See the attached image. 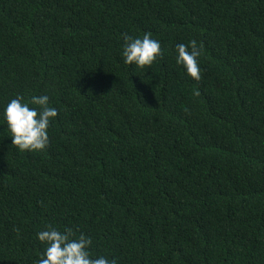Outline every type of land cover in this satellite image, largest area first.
Listing matches in <instances>:
<instances>
[{
	"label": "trees",
	"instance_id": "16d2710c",
	"mask_svg": "<svg viewBox=\"0 0 264 264\" xmlns=\"http://www.w3.org/2000/svg\"><path fill=\"white\" fill-rule=\"evenodd\" d=\"M146 32L165 55L124 65ZM17 94L58 117L22 152L0 116V264L49 224L118 264H264V0H0V113Z\"/></svg>",
	"mask_w": 264,
	"mask_h": 264
},
{
	"label": "clouds",
	"instance_id": "9594fccd",
	"mask_svg": "<svg viewBox=\"0 0 264 264\" xmlns=\"http://www.w3.org/2000/svg\"><path fill=\"white\" fill-rule=\"evenodd\" d=\"M121 59L126 66L151 67L162 58L166 50L159 39L146 32L142 37L123 35ZM203 47L196 40L175 45V62L186 74L199 81L202 78L200 57ZM6 122L5 131L10 133L12 145L19 151L37 152L45 150L50 143V128L58 117V109L51 106L48 95H32L26 99L17 94L3 107L0 113ZM79 233V235H77ZM44 245L36 264H118L116 259L104 255L94 256L90 251L93 240L79 228L65 227L63 230L46 225L36 233Z\"/></svg>",
	"mask_w": 264,
	"mask_h": 264
}]
</instances>
